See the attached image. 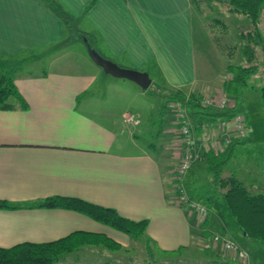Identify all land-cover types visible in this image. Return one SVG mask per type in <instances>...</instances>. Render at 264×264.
I'll list each match as a JSON object with an SVG mask.
<instances>
[{"label": "crops", "instance_id": "0c3cea01", "mask_svg": "<svg viewBox=\"0 0 264 264\" xmlns=\"http://www.w3.org/2000/svg\"><path fill=\"white\" fill-rule=\"evenodd\" d=\"M57 1L74 27L89 33L102 55L147 71L151 82L157 75L166 90L213 95L223 89L228 73L222 80L212 78L206 67L197 66L191 0ZM69 38L65 21L44 1L0 0V66L9 67L11 72L6 71L26 103L0 109V199L16 205L0 207V246L54 240L75 230L104 232L122 248L84 245L64 264H110L120 255L131 263L130 251L140 253L142 261L169 259L193 246L200 252L201 237L216 232L237 242L248 257L242 263L218 247L202 251L207 252V264L264 263V246L241 230L225 200L196 196L187 187V174L189 195L205 203L208 211L200 218L177 204L172 174L178 156L165 143L167 137L159 141L164 145L155 155L150 150L153 143L143 146L135 139L138 119L134 124L124 121L127 113L135 114L129 102L114 97L108 106L97 96L100 87L114 91L112 96L122 88L141 87L107 73L80 48L72 51L78 62L69 60ZM73 40L81 39L75 34ZM37 63L43 67L36 70ZM259 87L254 82L244 90L243 95L252 97L239 109L247 135L232 142L225 164L226 175H234L251 192H264V104ZM169 125L173 130L172 122ZM214 130L195 132L202 152L214 144ZM56 194L114 207L133 219L145 218L146 230L136 237L73 209L35 204Z\"/></svg>", "mask_w": 264, "mask_h": 264}, {"label": "trees", "instance_id": "16d2710c", "mask_svg": "<svg viewBox=\"0 0 264 264\" xmlns=\"http://www.w3.org/2000/svg\"><path fill=\"white\" fill-rule=\"evenodd\" d=\"M53 11H55L67 24L71 38L79 35L82 42L87 37L91 46L97 49L86 31H80L73 25V19L66 15L57 0H42ZM198 9L196 0H191ZM227 9L243 14L250 18L251 27L239 32L243 41L241 55L244 63L227 64L228 77L223 82V89L229 97L239 99L243 91L242 87L247 83V77L257 69V46L262 42L260 31V13L264 0H224ZM220 20H218L219 22ZM121 65V64H120ZM260 97L264 104V85L258 88ZM177 100L188 108L193 121L197 124L203 119H215L222 116H231L235 106L219 109L202 105L200 95L197 92H186L182 89H170L167 91L166 99L162 101V110L166 108L169 101ZM25 106V100L11 73L2 70L0 74V109ZM196 131L202 129L196 126ZM232 143L220 153L214 154L211 150H205L202 156L208 161V166L218 175L221 165L226 162ZM218 171V172H217ZM215 183L223 190V197L228 211L234 217L237 225L247 236L258 239L264 246V192H251L245 184L234 175L215 176ZM35 204L47 207H62L73 209L84 213L91 218L105 223L113 228L140 237L144 234L148 220L133 219L120 214L114 207L104 206L90 202L77 196L50 195ZM16 205L0 199V207L13 208ZM84 245L102 246L109 250H118L122 244L104 232L75 230L60 238L35 242L21 241L10 246H0V264H53L65 254L70 253ZM209 251V250H207ZM150 263L149 260L140 261V264ZM144 262V263H143ZM229 264V263H228Z\"/></svg>", "mask_w": 264, "mask_h": 264}, {"label": "rangeland", "instance_id": "374dc122", "mask_svg": "<svg viewBox=\"0 0 264 264\" xmlns=\"http://www.w3.org/2000/svg\"><path fill=\"white\" fill-rule=\"evenodd\" d=\"M196 1L199 6L197 9V7L193 5L191 26L195 41V50L198 55L196 59L197 66H199V68L206 67L210 71L212 78H219L222 80L226 73H228V62L239 64L244 63L245 61L240 52L243 41L239 36V32L250 28L251 21L249 17L243 14L228 10L224 0ZM218 20L220 21L218 22ZM259 27L262 34V42L257 46L256 61L258 66L256 71L247 77V86H243V91L241 92L242 96H240L238 100L237 111L242 109V102L245 99H252L250 95L247 96L248 94L243 95L244 90H246V88H250L251 83L255 82L260 86L264 85V4L260 13ZM79 48L85 51V53H88L86 52V47L81 40H69V43H67L65 48V51L67 50L66 52L68 53L66 54V57H68L69 60L78 62V54H73L72 51H78ZM87 56L90 57L89 55ZM42 64L46 68V61L42 62ZM39 65L42 66L40 63H37V65L34 66L36 70L41 68ZM2 70L10 71L9 67L6 68L4 65L0 66V74ZM153 76L154 79L147 89L122 88L121 91H116L115 96H112L114 91L110 92L107 87H100L97 88V91L100 92L97 96L105 98L106 102L103 105L108 106L110 105L109 99H120L123 104H125L126 101L129 102L130 106L128 109L134 112L138 119V130L136 132L137 136L135 137L138 144L151 146L153 143L154 147L152 146L150 150L155 155H158L160 148L164 145L163 142V145L159 144V141L161 143L162 138L165 136L167 137V139L163 138L165 143H169L171 151L173 152L175 150L174 152L176 153L179 142L178 133L175 131L177 130V124H174L175 117L173 116L172 108L168 104L164 109V112L161 107L162 101L166 99L168 91L166 89H168V87L165 83H163V81H161L162 83H158V79L156 78L157 75ZM100 84L102 83L100 82ZM210 86L213 85L210 84ZM102 91L103 93L101 94ZM198 94L200 97L202 96L200 92H198ZM170 102L171 101H169V103ZM187 111L189 112L188 108ZM189 117L193 120L190 113ZM170 122H172L173 130L169 127ZM215 132L217 133V131ZM175 145L176 147L174 148ZM208 145L209 144H205V147ZM199 146L200 145H198L197 139H195V148L199 149ZM201 154L197 160L193 161L189 172H186L187 175L185 180L187 181V187L196 196H201L203 198L209 197L210 199L214 197L219 199V201H224L223 190L217 185V183H215V176H225L227 174V165H225L226 162L221 165V169H219V172L217 171L218 175H216V173L208 166V161L204 159ZM232 162H236L235 158ZM229 165H231V162ZM239 233L240 232L237 229L236 234L239 235ZM198 250L200 249L193 246L184 249L180 252L181 254L178 253L179 251L174 252L172 255L176 256H173L172 258L156 261L152 260L150 263L147 261L145 262H147L146 264H207L208 262L204 260L206 257L204 253L207 252L202 253L203 250H206L202 249L200 252ZM81 252L82 250H79L78 248L70 254H66L59 264H64L66 261L74 258V255H78ZM130 254L133 255V261L131 263L127 261V258L120 255L117 260H111L110 264H140V261H142V255L137 251H130Z\"/></svg>", "mask_w": 264, "mask_h": 264}, {"label": "built area", "instance_id": "2783aa9c", "mask_svg": "<svg viewBox=\"0 0 264 264\" xmlns=\"http://www.w3.org/2000/svg\"><path fill=\"white\" fill-rule=\"evenodd\" d=\"M202 105L211 106L219 109H226L235 106V100L228 96L224 89L218 90L215 94H202L200 97ZM168 105L172 108V112L176 119L177 135H178V160L173 168V184L176 196V202L179 206L188 209L191 212L199 214L203 218L208 206L189 195L184 182V176L190 168L193 161L197 160L202 152L201 147L195 148V132L196 126L202 131L207 132L211 129L217 131L214 144L210 150L214 154L224 152L228 146L237 139H243L247 135V126L244 114L234 110L231 116H222L215 119H203L197 124L189 117V112L184 104L180 101L173 100ZM137 117L133 113H127L124 121L133 123ZM203 146V145H202ZM202 155V154H201ZM199 246L205 250H211L221 247L224 251L232 254L240 262H245L248 253L237 242L227 238L219 233L210 232L201 237Z\"/></svg>", "mask_w": 264, "mask_h": 264}, {"label": "water", "instance_id": "95a60500", "mask_svg": "<svg viewBox=\"0 0 264 264\" xmlns=\"http://www.w3.org/2000/svg\"><path fill=\"white\" fill-rule=\"evenodd\" d=\"M83 39L86 44L88 55L96 64L101 66L104 71L116 77L130 79L143 89L149 87L151 84V77L147 71L120 65L113 59L102 55L97 49L91 46L87 37Z\"/></svg>", "mask_w": 264, "mask_h": 264}]
</instances>
